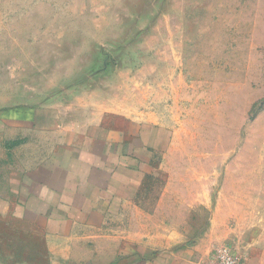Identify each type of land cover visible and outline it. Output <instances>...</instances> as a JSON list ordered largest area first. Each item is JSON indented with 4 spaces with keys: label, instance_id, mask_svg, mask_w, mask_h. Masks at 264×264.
<instances>
[{
    "label": "rangeland",
    "instance_id": "obj_1",
    "mask_svg": "<svg viewBox=\"0 0 264 264\" xmlns=\"http://www.w3.org/2000/svg\"><path fill=\"white\" fill-rule=\"evenodd\" d=\"M49 109L65 125L130 119L151 133L134 207L70 239L16 205L47 154ZM129 238L182 264H219L223 245L257 261L264 0H0V264H118Z\"/></svg>",
    "mask_w": 264,
    "mask_h": 264
},
{
    "label": "crops",
    "instance_id": "obj_2",
    "mask_svg": "<svg viewBox=\"0 0 264 264\" xmlns=\"http://www.w3.org/2000/svg\"><path fill=\"white\" fill-rule=\"evenodd\" d=\"M46 112L53 120L43 129L49 140L47 154L21 174L16 204L20 218L55 238L70 239L82 228L132 209L152 159L148 127L130 119L119 124L87 119L70 126L62 124L60 111ZM132 239L127 240L118 264L183 263L178 252H156L140 242L142 236ZM252 255L243 264H252ZM256 262L264 264V247Z\"/></svg>",
    "mask_w": 264,
    "mask_h": 264
},
{
    "label": "built area",
    "instance_id": "obj_3",
    "mask_svg": "<svg viewBox=\"0 0 264 264\" xmlns=\"http://www.w3.org/2000/svg\"><path fill=\"white\" fill-rule=\"evenodd\" d=\"M219 264H240V258L233 252L229 245H223L216 252Z\"/></svg>",
    "mask_w": 264,
    "mask_h": 264
}]
</instances>
